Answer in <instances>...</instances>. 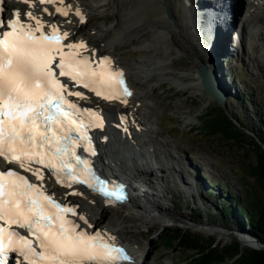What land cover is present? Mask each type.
<instances>
[{
  "label": "snow or ice",
  "instance_id": "1",
  "mask_svg": "<svg viewBox=\"0 0 264 264\" xmlns=\"http://www.w3.org/2000/svg\"><path fill=\"white\" fill-rule=\"evenodd\" d=\"M39 2L57 4L56 12L65 17L72 11L64 0ZM23 3L34 8L36 0ZM4 11L0 6V157L10 166L0 169V264L12 253L19 264H136L115 235L96 230L79 205L58 201L44 184L46 168L61 185H86L108 203L127 200L124 183L103 177L77 154L83 144L95 157L89 133L105 127L102 110L84 108L79 101L87 97L78 89L127 105L133 93L125 72L108 55L94 60L86 54L87 43L71 40L73 33L57 23L31 10L16 9L12 18ZM43 11L51 15L47 7ZM75 14L86 20L82 10ZM119 119L123 123L115 126L128 132V116Z\"/></svg>",
  "mask_w": 264,
  "mask_h": 264
},
{
  "label": "rangeland",
  "instance_id": "2",
  "mask_svg": "<svg viewBox=\"0 0 264 264\" xmlns=\"http://www.w3.org/2000/svg\"><path fill=\"white\" fill-rule=\"evenodd\" d=\"M74 1L85 5L89 12V22L82 27L81 32L84 35L89 34L92 42L100 47L104 46L100 29L113 21L115 15L112 9L98 6L96 0ZM232 1L236 4L235 11L239 12L242 0ZM198 5L202 6L199 1ZM262 7H253L257 9L253 13L258 16L245 24V32L241 19L231 22L230 34L225 30L218 31V36L223 38L219 50L212 48V43H208L211 45L214 67L221 73L219 78L228 91L225 107L216 98H210L204 90L189 83L184 87L170 79L164 80L155 92L149 94V104L153 106L145 110L150 115L147 116L146 124L155 128V135L159 139L168 140L166 143L169 146L166 150L161 149L164 154L159 159V165L164 166L168 173L167 180L161 185L162 188L166 185V193L162 190L171 209L182 215L180 222L174 224L148 220L140 209L133 206L131 200L125 204L107 206L102 198L93 196V202L96 201V205L92 206L95 218L109 225L122 224L124 233L136 234L149 247L150 264H197L193 249L170 248L163 244L160 238L167 229L178 227L185 232L197 233L207 239L205 243L210 240L223 246L238 241L242 247L248 244L244 239H248L247 236L236 235L237 231L243 230L242 224L236 221L234 214L225 217L222 213L225 196L219 193V189L223 186L227 191L233 190L241 194L247 187H251L259 193L263 192L260 181L251 171L252 166L257 163L258 145L264 148V142L258 135V131L264 129L262 123H259L262 118L264 120ZM204 18L206 20L203 12L200 19L205 27ZM207 29L211 37L210 28ZM142 44L141 38L125 39L113 51L120 64L128 69L131 77L142 66L140 54L148 51L146 47H140ZM225 53L228 56H222ZM206 61L207 59H203L202 62ZM167 64L178 72L199 68L197 60L187 52L173 55ZM187 117L191 118L187 120ZM146 143V146L141 148L129 147L128 153L134 155V161L139 166L150 168L157 164L151 159L154 152L148 145L150 143ZM132 163L130 161V164ZM155 172L149 171L151 175L156 174ZM180 180L185 182V187ZM141 201L145 203L144 198ZM201 224L218 227L222 232L202 231L197 226Z\"/></svg>",
  "mask_w": 264,
  "mask_h": 264
},
{
  "label": "bare ground",
  "instance_id": "3",
  "mask_svg": "<svg viewBox=\"0 0 264 264\" xmlns=\"http://www.w3.org/2000/svg\"><path fill=\"white\" fill-rule=\"evenodd\" d=\"M197 1L202 5L201 7L197 6ZM201 1L190 0L189 4V0H96L98 6L112 9L115 15L112 22L105 24V27L100 29L104 44L103 47L99 48L102 53L112 54L114 49H117V46L121 45L125 39L132 40L134 38L143 39V44L140 47L143 46L148 49L146 53L140 54L142 56L139 57L142 66L139 70L137 69L138 72L133 77L129 75L130 84L135 89L134 99L128 105H119L118 111H125L129 118L128 132L123 133L121 128L115 126L116 122L113 117L116 114V108H108L110 126L100 136L101 154L98 156V166L101 171L131 179L134 187H132V193L128 201L131 200L133 206L140 209L148 220L175 224L180 222L182 216L171 209L167 202L168 198L163 193V190L166 193V185L162 188V183L167 180L168 173L164 170V166L159 165V159L164 154L161 149L166 150L169 145H167L168 140L159 139L155 135V128L153 129L152 126L149 127L150 125L146 124V121H148L146 120L147 116L150 117V115L145 110L151 109L153 106L149 104V94L155 92L159 84L161 85L167 79L173 80L184 87H187L186 83H189L191 86L203 90L198 68L194 71L178 72L169 67L167 62L173 55L187 52L197 60L198 65L203 63V59H207L206 62H212V66H214L210 44L212 43V48L215 47L219 50L223 38L219 37L217 32L225 30L230 34V26H226V18L228 19V16L233 13L236 4L232 0ZM245 2L244 12L240 14V17H235V20L241 19L243 32L247 29L245 24L250 19L255 20L258 16H255L254 10L260 5L264 7V0H245ZM253 7L256 8L253 9ZM200 8L205 14L211 37L206 31L202 19H200ZM39 11H42V9L39 8ZM60 19L57 13L49 18L52 21ZM61 21L63 25L66 23L67 29L73 35L77 36L81 30V25L76 18L68 17L61 19ZM68 21H71V23ZM93 29H97V27H93ZM85 38L92 42L90 36L82 37V39ZM225 50L230 51L226 48ZM222 56H228V54L225 53ZM220 59L222 58L220 57ZM217 74L218 76L221 75L219 72ZM219 79L221 80V78ZM225 91L228 95V91ZM131 103H133L132 106ZM189 118L191 117L186 119L189 120ZM105 135L108 137L107 140L102 139ZM139 136L142 138L145 136L148 141ZM146 142L150 143L148 145L151 146L154 152L151 159L157 164L150 168L139 166L134 161V155L131 152L128 153L129 147H145ZM144 156H146L145 153ZM130 161L133 163L130 164ZM152 170L156 171V174L151 175L149 171ZM180 182L185 187V182L183 180H180ZM189 183L191 184V182ZM49 185L53 187L54 183L50 181ZM142 198L145 199V203H142ZM81 205L84 213L89 217V221L98 224V219L95 218L94 208L92 207L96 203L93 202L92 198L89 197L88 201L82 202ZM197 226L202 231L222 232V229L208 224ZM103 229L107 230V234L115 235L117 239H120L129 247V250L135 256L136 264H150V261L148 262L149 247L136 234L124 233L122 224L110 227L103 226ZM244 239L246 242H250V239Z\"/></svg>",
  "mask_w": 264,
  "mask_h": 264
},
{
  "label": "trees",
  "instance_id": "4",
  "mask_svg": "<svg viewBox=\"0 0 264 264\" xmlns=\"http://www.w3.org/2000/svg\"><path fill=\"white\" fill-rule=\"evenodd\" d=\"M259 123L264 127L263 118ZM258 135L264 142V129H260ZM257 154V163L252 166L251 171L260 181L263 192L259 193L257 189L247 187L244 193L238 194L233 190L227 191L222 186L219 193L225 196V205L221 207L224 216L234 214L236 221L242 224V232L264 243V148L258 145ZM160 239L170 248L193 249L197 264H264V249L242 247L238 241L223 246L210 240L205 243L206 238L178 227L167 229Z\"/></svg>",
  "mask_w": 264,
  "mask_h": 264
},
{
  "label": "water",
  "instance_id": "5",
  "mask_svg": "<svg viewBox=\"0 0 264 264\" xmlns=\"http://www.w3.org/2000/svg\"><path fill=\"white\" fill-rule=\"evenodd\" d=\"M169 14H170V12H169ZM198 75L200 76V81L202 84L201 87H203V90L205 91V93L208 96H210V98L211 97L216 98L217 101L220 104L224 105V107H225L227 94H226V91L224 89V83L222 84V80L219 79V76L217 74V68L212 66V62L211 63H207V62L201 63V65H199V68H198ZM193 226H195V225L193 224ZM241 233L243 235H245V237L247 236L248 239H250V242H248V244H246L247 246L257 248L258 250L264 249V243H262L261 241H259V239L255 238L253 236H249V235L245 234L244 232L237 231L236 232L237 237H239V234H241Z\"/></svg>",
  "mask_w": 264,
  "mask_h": 264
}]
</instances>
